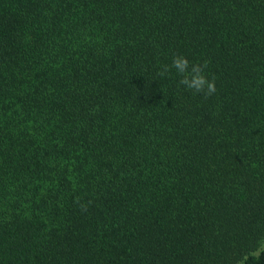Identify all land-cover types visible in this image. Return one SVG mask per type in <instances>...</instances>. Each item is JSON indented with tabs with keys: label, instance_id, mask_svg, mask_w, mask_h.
<instances>
[{
	"label": "trees",
	"instance_id": "16d2710c",
	"mask_svg": "<svg viewBox=\"0 0 264 264\" xmlns=\"http://www.w3.org/2000/svg\"><path fill=\"white\" fill-rule=\"evenodd\" d=\"M263 235L264 0H0V264H264Z\"/></svg>",
	"mask_w": 264,
	"mask_h": 264
},
{
	"label": "clouds",
	"instance_id": "9594fccd",
	"mask_svg": "<svg viewBox=\"0 0 264 264\" xmlns=\"http://www.w3.org/2000/svg\"><path fill=\"white\" fill-rule=\"evenodd\" d=\"M208 61L203 63H190L183 55H174L171 66L164 65L160 76H165L170 67L174 68L182 78L179 83L186 89L193 91L196 94L203 93L205 97H210L216 91L215 79H208L205 74Z\"/></svg>",
	"mask_w": 264,
	"mask_h": 264
},
{
	"label": "rangeland",
	"instance_id": "374dc122",
	"mask_svg": "<svg viewBox=\"0 0 264 264\" xmlns=\"http://www.w3.org/2000/svg\"><path fill=\"white\" fill-rule=\"evenodd\" d=\"M264 246V235L262 236V238L259 241V248Z\"/></svg>",
	"mask_w": 264,
	"mask_h": 264
}]
</instances>
